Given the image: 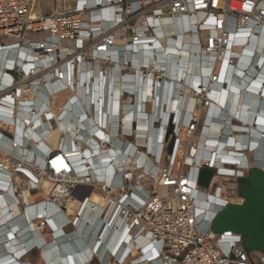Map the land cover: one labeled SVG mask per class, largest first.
I'll return each mask as SVG.
<instances>
[{
    "label": "bare ground",
    "instance_id": "1",
    "mask_svg": "<svg viewBox=\"0 0 264 264\" xmlns=\"http://www.w3.org/2000/svg\"><path fill=\"white\" fill-rule=\"evenodd\" d=\"M100 1L106 4L109 0ZM34 6L36 13H42L38 0H35ZM96 14L103 16L106 12L99 11ZM201 16H195V21L201 19ZM187 20L186 31L191 28ZM168 22L163 26L162 33H158L157 38L152 41L153 44H147L148 39H146L145 43L136 46L134 51L136 65L148 68L153 65L158 70L151 69L149 72L152 74L165 69L164 75L168 78L164 76L167 80L162 85L155 84L152 80L149 84L143 85L141 80L143 67L137 72L130 69L121 73L127 70V67L119 65L118 52H114L115 54L110 57L113 62L110 60L107 63L108 67L102 60H97L93 66L81 63L75 71L73 81L70 78V81L66 79L62 84L55 85L50 82L48 87L41 91L38 88L29 91L24 86L18 95L19 101L24 105L23 110L16 105L15 111L0 108V128L14 136V139L10 140L0 134V165H2L0 167V264H64L59 260L60 257L61 259L66 257L67 264H89L97 241L90 245L103 222L110 225L111 211L106 220L99 219L106 202L103 196L97 193H93L90 199L93 188L87 182L91 177L99 181L104 179L103 181L107 182L106 177L110 172L117 173L116 166L120 165L106 164L114 158L108 159L113 155H110L109 146H106L103 140L108 134H115L117 125L125 132L129 131L131 121L135 118L139 127L135 135L136 143L148 148L154 135L156 139L163 135L169 116L173 113L177 115L176 120L180 124L187 122L193 115L200 116L203 124L195 138V143L200 148L198 152L200 158L210 157L211 163L220 168L225 162H235L240 166H260L264 170V123H262L264 121V28H249L241 31L237 36L231 34L232 48L221 54L214 74L219 82L214 84L212 76L208 77L210 70L202 69V61L207 63L210 59L203 56L202 52L194 55L183 47L193 44L192 32L185 33L184 27L178 26L179 22L176 23L174 20ZM100 27V25L94 26V28ZM210 33L202 32L199 35L205 38ZM117 44L126 46V43L121 41ZM154 47L156 50L153 51ZM157 51H164L165 54L158 55L159 60L155 56L152 60V56ZM68 52L66 50L65 53L62 48V55ZM232 55L236 59L229 62L228 59ZM42 57L35 48L18 50L13 47L7 54L5 51H0V76H4L3 70L6 67L11 68L16 64L28 72L37 62L33 65L26 64V60L38 59L40 62ZM251 60L253 65L249 67ZM169 66L171 69H168ZM247 68L248 72H243ZM50 77L47 76L46 80L49 81ZM197 78L213 100L204 111L195 108L199 97L196 95L198 93L190 88ZM150 83L154 85L151 87ZM125 91L136 95L138 112L129 113L124 120L122 114L124 105L131 102L130 98L126 100L123 97ZM50 93H52L51 97ZM151 94L156 96L154 102L151 100ZM149 100L151 102H148ZM8 104L14 107L13 103ZM105 112H111L112 124L107 125L103 122ZM152 113L155 115L149 117ZM158 118H161V128L157 130L153 122ZM235 119L239 121L237 124L234 123ZM102 127L108 129V134L102 131ZM181 130V137L184 139L185 128ZM234 130L237 132L233 133ZM86 143L97 151L84 152ZM111 145L113 147L114 144ZM244 148L252 150L247 159L239 158L236 152L237 149ZM62 151L68 154L73 173L66 174L70 168L61 158L55 164L56 173L62 171L59 178L67 182L75 180L76 185L72 189L66 184L56 187L53 182L43 179L39 181L41 190L33 192L30 186L31 181L36 180V165L39 168L45 167L42 174L49 175L48 160ZM114 151L118 153L116 149ZM9 153L14 160H23L20 173H15L16 162L11 161ZM92 153L98 156L95 157ZM130 155L134 156V149L131 150ZM184 155L185 146L181 145L176 154L178 163L184 160ZM138 156L137 162H132L130 158L124 166L144 167L148 155L139 150ZM90 161L91 164L82 165ZM150 161L154 162V159L151 158ZM185 161L190 163L189 158ZM222 169L228 172L225 168ZM77 175L81 178L78 179ZM216 181L217 179L214 180ZM42 193H47V197L37 198ZM200 193L202 201L198 202L201 208L198 218L207 228L211 219L224 206L225 199L219 194ZM89 200L99 208L96 213H91L87 205ZM70 221L76 223V229L69 235L68 233L73 230L64 227ZM47 224L55 231L50 240L42 233L46 230ZM109 228L107 227L103 236V239L105 237L107 239H105V250L101 252L103 264H115L110 262L111 252L122 239H127L124 233L116 235L109 231ZM91 229L94 231L93 235L91 233L89 235ZM107 231H109L108 235H106ZM147 243V240H143L138 246L145 248ZM38 250L41 255L33 263L30 255ZM135 254L136 252L133 251V255Z\"/></svg>",
    "mask_w": 264,
    "mask_h": 264
},
{
    "label": "built area",
    "instance_id": "2",
    "mask_svg": "<svg viewBox=\"0 0 264 264\" xmlns=\"http://www.w3.org/2000/svg\"><path fill=\"white\" fill-rule=\"evenodd\" d=\"M34 2L35 0H0V51H5L7 54L13 47L18 50L35 48L43 56L40 62L38 59L26 60V64L33 65L37 62L28 72L24 68L21 69L19 64L3 70L4 76H0V108L11 109V111H15V105L23 110L24 105L19 101L18 95L24 86L29 91L34 88L41 91L48 87L50 82L55 85L62 84L66 79L70 81V78L73 81L75 71L81 63L93 66L97 60H102L108 67L107 63L110 60L113 62L110 57L117 52L119 65L127 67V70L121 73L130 69L137 72L143 67L141 70L143 85L149 84L151 80L155 81V84L162 85L167 80L165 77L168 78L164 75L165 69L152 74L149 72L151 69L158 70L153 65L150 68L136 65L134 51L135 47L144 44L146 39H148L147 44H153L152 41L157 38L158 33H162L165 23L168 21L170 23L171 20L179 22L178 26L184 27L186 31L188 19L191 28L185 33L192 32L194 42L191 46L183 47L194 55L202 52L203 56L210 59L207 63L202 61V69L210 70L208 77L212 76V83L218 84L219 80L214 76L216 65L220 62L221 54L232 48L231 34L237 36L238 33L249 28H264V0H109L106 4L101 3L100 0H54L56 7L47 15L36 13ZM99 11L106 14L101 17L100 14H96ZM199 15H202L201 19L195 21V16ZM95 25L101 27L94 28ZM202 32L211 33L203 38L199 35ZM118 41L125 42L126 46L118 45ZM62 48L65 53L66 50L69 52L62 55ZM152 49L154 51L155 47ZM160 54L164 55L165 52H155L152 60L154 56L159 60ZM235 59L236 57L232 55L228 60L232 62ZM252 65L251 60L249 67ZM248 68L243 72H248ZM184 69L186 73L187 68ZM47 76H51L49 81L46 80ZM195 81L190 85L191 90L198 93L196 95L199 97L195 108L204 111L213 100L205 92V86L201 84L200 79L197 78ZM153 85L150 83L151 87ZM123 95L126 100L131 99L128 105H124L122 112L125 120V116L129 113L138 112L137 97L128 91H125ZM49 96L51 97L52 93ZM151 100L153 102L156 100L154 94H151ZM8 103H13L14 107ZM164 106L165 104L163 110ZM111 116V112H105L103 122L107 125L112 124ZM176 116L175 113L169 116L163 135L158 139L154 135L148 148L136 143L135 135L139 131L136 118L131 121L129 131L126 132L117 125L115 134L109 135L108 129L102 127V131L108 134L103 141L106 146H109L110 155H113L108 159L114 158L106 164L120 166H116L117 173L112 171L108 174L107 182H104V179L99 181L94 177L87 182L93 188L90 199L93 193H97L103 196L106 202L99 219L106 220L111 211L110 225L103 222L90 245L97 241L89 264H103L101 252L105 250L104 245L107 239L106 237V240L103 239V236L107 227H110L109 231L116 235L124 233L127 236V239H122L116 249L111 252L110 262L115 264L145 262L149 264H264V253L248 251L244 246L246 239L243 235L233 232L215 234L210 229L211 221L215 216L207 228L198 218L201 210L198 202L202 201L200 192L219 194L224 197L225 204L216 214L230 204L242 203L243 201L239 202L243 199L238 180L248 178L254 166H240L235 162H225L221 167L228 172H224L222 168L211 163L210 157L200 158L198 155L200 148L195 143V138L203 124L202 118L193 115L187 122L180 124ZM160 120L161 118H158L153 122L157 130L161 128ZM237 122L239 121L235 119L234 123L237 124ZM171 128L172 133L167 137ZM182 128H185L184 139L181 137ZM235 132L237 131L234 130L233 133ZM0 134L10 140L14 139V136L3 128H0ZM99 140L102 142L101 139ZM111 143L114 144L113 147ZM172 144L173 148L169 154ZM181 145L185 146V155L184 160L178 163L176 154ZM84 146L86 147L84 152L97 151L87 143ZM115 149L118 153H115ZM132 149H134V156L130 155ZM139 150L148 155L145 166L133 165L130 168L124 166L130 158L132 162L139 160ZM236 152L239 158L247 159L252 150L244 148L237 149ZM94 155L98 156V154ZM9 157L12 162H16L14 163L15 173H20L24 164L23 160H14L10 153ZM60 158L70 168L66 174L73 173L70 167L72 162L68 154L62 151L48 160L49 175L42 174L45 167L39 168L36 165V180L31 181L30 186L33 192L41 190L39 181L43 179L53 182L56 187L66 184L69 189H72L76 185L75 180L73 182L61 180L59 176L62 171L56 173L55 164ZM151 158L154 162L150 161ZM187 158L190 163H186ZM91 163L90 161L82 165ZM160 165L163 166L159 167ZM105 167L108 166L105 165ZM204 170L213 171L207 186L200 183ZM77 177L81 178L80 175ZM215 179H217L216 182H214ZM18 196H20L19 192ZM87 205L92 214L99 210L90 200L87 201ZM64 228L73 230L68 233L70 235L76 229V223L70 221ZM90 233L93 235L94 231L91 229L89 235ZM143 240H147L148 243L145 248H140L138 245ZM106 251L108 252L109 249L107 248ZM133 251L136 252L135 255Z\"/></svg>",
    "mask_w": 264,
    "mask_h": 264
},
{
    "label": "water",
    "instance_id": "3",
    "mask_svg": "<svg viewBox=\"0 0 264 264\" xmlns=\"http://www.w3.org/2000/svg\"><path fill=\"white\" fill-rule=\"evenodd\" d=\"M171 133L172 128L167 137ZM172 148L173 144L169 154ZM212 176V170H204L200 183L207 186ZM238 184L243 202L230 204L216 214L210 229L215 234L233 232L243 235L246 239L244 246L248 251L264 253V170L260 166L254 167L248 178H240Z\"/></svg>",
    "mask_w": 264,
    "mask_h": 264
},
{
    "label": "rangeland",
    "instance_id": "4",
    "mask_svg": "<svg viewBox=\"0 0 264 264\" xmlns=\"http://www.w3.org/2000/svg\"><path fill=\"white\" fill-rule=\"evenodd\" d=\"M38 2L40 3L41 9H42V13L44 15L49 14L56 7V3L54 2V0H38ZM231 188H233V187H231ZM41 197H47V193H42V195H40L37 198H41ZM33 201H31V202H33ZM31 202H29V203H31ZM54 232L55 231H53L52 228L49 227V225H48L46 230L44 232H42V233L45 235L46 239L50 240L51 237H53ZM40 253L41 252L39 250L38 251H34L33 253H31L30 257H31V260H32L33 263L35 261H37V259L41 255ZM59 260L61 262H63L64 264H67L66 257L64 259H61V257H60Z\"/></svg>",
    "mask_w": 264,
    "mask_h": 264
},
{
    "label": "snow or ice",
    "instance_id": "5",
    "mask_svg": "<svg viewBox=\"0 0 264 264\" xmlns=\"http://www.w3.org/2000/svg\"><path fill=\"white\" fill-rule=\"evenodd\" d=\"M262 123H264V121H262Z\"/></svg>",
    "mask_w": 264,
    "mask_h": 264
}]
</instances>
